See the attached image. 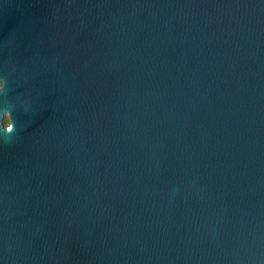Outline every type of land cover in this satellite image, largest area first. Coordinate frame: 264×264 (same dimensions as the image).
<instances>
[{
	"label": "water",
	"instance_id": "water-1",
	"mask_svg": "<svg viewBox=\"0 0 264 264\" xmlns=\"http://www.w3.org/2000/svg\"><path fill=\"white\" fill-rule=\"evenodd\" d=\"M0 79V264H264V0H0Z\"/></svg>",
	"mask_w": 264,
	"mask_h": 264
},
{
	"label": "clouds",
	"instance_id": "clouds-1",
	"mask_svg": "<svg viewBox=\"0 0 264 264\" xmlns=\"http://www.w3.org/2000/svg\"><path fill=\"white\" fill-rule=\"evenodd\" d=\"M0 94H4L3 103L0 105V138L7 140L8 138L15 137L19 129L14 120V113L18 111L17 106L12 103L6 94V80L0 79ZM25 114L28 113V107H23Z\"/></svg>",
	"mask_w": 264,
	"mask_h": 264
}]
</instances>
